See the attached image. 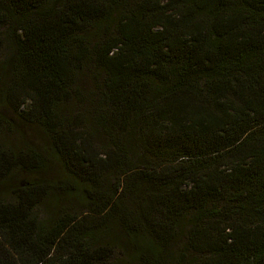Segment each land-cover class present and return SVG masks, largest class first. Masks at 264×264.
<instances>
[{
  "label": "trees",
  "instance_id": "16d2710c",
  "mask_svg": "<svg viewBox=\"0 0 264 264\" xmlns=\"http://www.w3.org/2000/svg\"><path fill=\"white\" fill-rule=\"evenodd\" d=\"M0 264H264V0H0Z\"/></svg>",
  "mask_w": 264,
  "mask_h": 264
},
{
  "label": "rangeland",
  "instance_id": "374dc122",
  "mask_svg": "<svg viewBox=\"0 0 264 264\" xmlns=\"http://www.w3.org/2000/svg\"><path fill=\"white\" fill-rule=\"evenodd\" d=\"M79 85L81 86V94H87L91 91L89 81L84 76L79 80ZM71 105L72 104L67 105L69 110L71 109Z\"/></svg>",
  "mask_w": 264,
  "mask_h": 264
}]
</instances>
